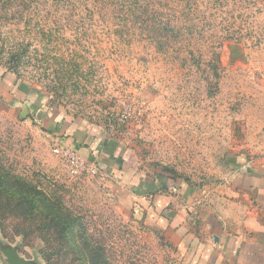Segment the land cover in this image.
I'll return each instance as SVG.
<instances>
[{
	"label": "rangeland",
	"instance_id": "1",
	"mask_svg": "<svg viewBox=\"0 0 264 264\" xmlns=\"http://www.w3.org/2000/svg\"><path fill=\"white\" fill-rule=\"evenodd\" d=\"M0 73L30 105L0 101V160L60 197L113 264H195L137 185L198 200L264 159V0H17L0 10ZM42 116L103 134L124 174H70ZM39 232L0 220V264L74 262Z\"/></svg>",
	"mask_w": 264,
	"mask_h": 264
},
{
	"label": "crops",
	"instance_id": "2",
	"mask_svg": "<svg viewBox=\"0 0 264 264\" xmlns=\"http://www.w3.org/2000/svg\"><path fill=\"white\" fill-rule=\"evenodd\" d=\"M12 82L9 75L0 73V101L19 100L18 105L22 101L30 106ZM42 117L54 142L75 148L87 162L97 164L103 171L124 174L122 160L115 158V150L106 147L103 134L85 123H59L60 117ZM137 177L143 178L142 173ZM127 178L129 175H125ZM155 184L142 182L136 186V195L152 191V203L161 215L154 213L157 226L189 261L194 258L195 264H264V159L259 164L248 162L234 172L215 189L213 197L205 193L203 198L193 200L184 195V202L176 203L175 194L165 196Z\"/></svg>",
	"mask_w": 264,
	"mask_h": 264
},
{
	"label": "trees",
	"instance_id": "3",
	"mask_svg": "<svg viewBox=\"0 0 264 264\" xmlns=\"http://www.w3.org/2000/svg\"><path fill=\"white\" fill-rule=\"evenodd\" d=\"M16 1L0 0V10ZM0 220L12 221L15 233L25 239L40 231L38 236L53 235L55 240H65L70 252L75 254L74 262L70 264H113L105 248L85 236L84 225L60 197L51 195L29 179L13 173L1 160ZM63 250L59 249L58 256Z\"/></svg>",
	"mask_w": 264,
	"mask_h": 264
},
{
	"label": "built area",
	"instance_id": "4",
	"mask_svg": "<svg viewBox=\"0 0 264 264\" xmlns=\"http://www.w3.org/2000/svg\"><path fill=\"white\" fill-rule=\"evenodd\" d=\"M52 152L72 175H78L86 170L94 174H103L97 164L87 162L75 148L69 145L55 141Z\"/></svg>",
	"mask_w": 264,
	"mask_h": 264
},
{
	"label": "water",
	"instance_id": "5",
	"mask_svg": "<svg viewBox=\"0 0 264 264\" xmlns=\"http://www.w3.org/2000/svg\"><path fill=\"white\" fill-rule=\"evenodd\" d=\"M13 264H24L23 262L19 261L17 257H13Z\"/></svg>",
	"mask_w": 264,
	"mask_h": 264
}]
</instances>
